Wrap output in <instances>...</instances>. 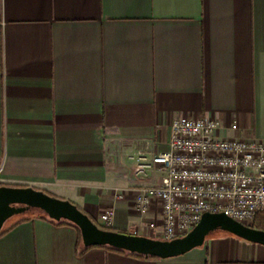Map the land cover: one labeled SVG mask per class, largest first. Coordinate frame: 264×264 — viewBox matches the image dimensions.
<instances>
[{"label":"crops","instance_id":"1","mask_svg":"<svg viewBox=\"0 0 264 264\" xmlns=\"http://www.w3.org/2000/svg\"><path fill=\"white\" fill-rule=\"evenodd\" d=\"M177 118L264 141V0H0V188L70 201L100 226L113 210L114 231L154 238L161 206L143 212L137 194L169 178L138 177L137 158L170 151ZM9 228L0 264H264V245L224 231L141 259L86 250L41 211Z\"/></svg>","mask_w":264,"mask_h":264},{"label":"built area","instance_id":"2","mask_svg":"<svg viewBox=\"0 0 264 264\" xmlns=\"http://www.w3.org/2000/svg\"><path fill=\"white\" fill-rule=\"evenodd\" d=\"M221 128L216 118H177L170 151L137 158L138 177L161 167L169 178L168 185L144 187L137 194L139 210L161 206L162 223H149L155 239L185 237L207 213H225L250 227L264 214V141L220 139ZM113 217V210L106 211L103 226L112 228Z\"/></svg>","mask_w":264,"mask_h":264},{"label":"water","instance_id":"3","mask_svg":"<svg viewBox=\"0 0 264 264\" xmlns=\"http://www.w3.org/2000/svg\"><path fill=\"white\" fill-rule=\"evenodd\" d=\"M31 210H39L51 220L67 221L76 225L81 230L86 247H111L145 257L170 259L186 255L202 247L208 236L218 230L264 245V231L243 225L225 213H207L185 237L164 241L105 230L70 201L55 198L36 189L14 187L0 188V234L10 219Z\"/></svg>","mask_w":264,"mask_h":264},{"label":"trees","instance_id":"4","mask_svg":"<svg viewBox=\"0 0 264 264\" xmlns=\"http://www.w3.org/2000/svg\"><path fill=\"white\" fill-rule=\"evenodd\" d=\"M45 217L50 219L46 214H45ZM51 221H53V222H55L57 224H60V225H71V226L75 227L78 230L79 235H80V240L83 243L81 230L76 225H74V224H72L70 222H67V221H60V222H57V221H54V220H51ZM99 227H101V228H103L105 230L114 231L112 228H108V227H104V226H100V225H99ZM252 227L255 228V229L264 231V214L259 215V217L256 219V221H255V223H254V225ZM11 228H13V227H11ZM11 228L3 230L2 233L0 234V236L4 235ZM85 248H86V250H90L93 247H85ZM106 248H108V249H110L112 251L124 254V255H129V256H133V257H137V258H141V259H157L155 257H145V256L138 255V254H132V253H129V252H126V251H123V250H118V249L111 248V247H106Z\"/></svg>","mask_w":264,"mask_h":264},{"label":"rangeland","instance_id":"5","mask_svg":"<svg viewBox=\"0 0 264 264\" xmlns=\"http://www.w3.org/2000/svg\"><path fill=\"white\" fill-rule=\"evenodd\" d=\"M36 212H40L39 210H31V211H29V212H26V213H24V214H21V215H17V216H15V217H13L12 219H10L7 223H6V225H5V227H4V229L5 228H7L14 220H16L18 217H22V216H26V215H31V214H33V213H36ZM215 233H222V231L221 230H218V231H216V232H213V233H211L209 236H208V238L209 237H211L213 234H215ZM157 239H161V238H157Z\"/></svg>","mask_w":264,"mask_h":264}]
</instances>
